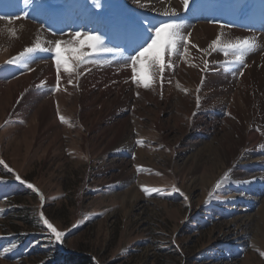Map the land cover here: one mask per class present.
<instances>
[{"label": "rangeland", "instance_id": "374dc122", "mask_svg": "<svg viewBox=\"0 0 264 264\" xmlns=\"http://www.w3.org/2000/svg\"><path fill=\"white\" fill-rule=\"evenodd\" d=\"M178 1L100 0L97 7L95 0H33L25 7L0 0V16L21 17L0 20V159L8 165L0 164V264H264V81L256 75L264 72V0H189L186 11ZM173 7L175 17L162 15ZM201 8L248 18L259 29L223 24L224 31L221 23L192 20ZM69 17L81 27L56 32L51 24ZM169 19L191 36L210 24L218 29L206 47L188 37V53L172 57L162 87L159 77L148 89L137 86L123 61L144 28ZM98 20L122 55L79 67L74 61L71 74L61 69L59 91L51 52H37L27 66L6 63L36 43L92 31ZM17 21L54 38L37 32L25 39L17 27L13 37L8 29ZM221 31L233 41L256 39L247 67L231 54L200 51ZM41 212L63 233L60 241ZM17 233L32 236L19 245Z\"/></svg>", "mask_w": 264, "mask_h": 264}, {"label": "snow or ice", "instance_id": "6c2138e0", "mask_svg": "<svg viewBox=\"0 0 264 264\" xmlns=\"http://www.w3.org/2000/svg\"><path fill=\"white\" fill-rule=\"evenodd\" d=\"M25 7L31 5L33 0H23ZM183 9L186 11L189 7V0H180ZM95 5L100 6V0H95ZM165 17H175L177 15V9L175 7L171 8L170 11L165 10L162 13ZM28 12L23 13V17L27 18ZM21 17H9L0 16V20H5L11 23L13 19H20ZM212 23L219 24V21H211ZM220 28L224 29L225 25L220 24ZM11 36H16L15 29H8ZM191 36L190 32H186L185 25L183 22L176 19L162 20L156 25H149L144 28L141 42L132 50V54L128 55L123 64L125 67H130L131 69V81L137 86H142L148 89L155 82L156 78L159 77L161 87L164 83V74L167 69H174L176 61L172 57L176 56L178 59H184L186 53H188V44L190 41L188 37ZM49 45L52 46H42L40 43H36L31 47H26L17 56L12 57L6 63L16 64L24 62L27 66V60L34 56L37 52H51L52 59L56 67V86L53 91H59L61 86V69L64 73L71 74L74 71L73 62L77 61L76 67L83 65L85 63L93 62L99 63V57L106 54L122 55V51L119 47H109L106 43V38L104 34L97 31H75L71 34V38L67 41L61 39H56L55 41H49ZM196 47V45H192ZM258 42L255 38H242L232 40L227 37V33L221 31L215 39L211 41L207 49H200V51L207 53L208 49L213 51H221L225 55H233V63L240 64L247 67L245 63V57L248 53L254 51L258 47ZM195 66V65H192ZM208 63L205 61V68H207ZM243 75V73H240ZM72 79H68V84H72ZM179 86V84L177 85ZM186 91V90H185ZM199 101V98H198ZM62 122H67L63 116H60ZM140 143V141H137ZM0 164L8 168V165L0 159ZM11 171V169H9ZM231 170H229L230 172ZM229 172L224 174L221 180L217 181L216 188H220L223 180L229 177ZM17 179H20L17 176ZM23 183V181H21ZM29 188H34L33 185L29 184ZM38 192V189H34ZM142 190L146 194L159 193L160 190L157 188L143 187ZM174 191H179L175 188ZM212 196V193H209ZM41 200L44 197L41 195ZM41 219L43 223L51 230L55 235L57 241H60L63 233L57 231V229L49 223L47 219L43 217L41 212ZM0 255H3L0 253ZM264 255V253H261Z\"/></svg>", "mask_w": 264, "mask_h": 264}, {"label": "bare ground", "instance_id": "6f19581e", "mask_svg": "<svg viewBox=\"0 0 264 264\" xmlns=\"http://www.w3.org/2000/svg\"><path fill=\"white\" fill-rule=\"evenodd\" d=\"M8 1H12V0H8ZM253 1H255L256 2V0H253ZM170 3H172V4H174L175 2L174 1H171ZM178 3H180V0L178 1ZM13 4V3H12ZM12 4H10V7L7 9L6 8V12L8 11V12H11V10H13V8L11 7V5ZM254 5H255V8H257L258 7V4H256V3H253ZM151 7H153L152 5H150ZM158 7H160V6H157V8ZM155 7H153V9H154ZM152 9V8H151ZM180 9H182V6H180ZM39 16H41V15H39ZM211 23V22H210ZM13 25H11L12 26V29L14 28L15 29V27H17V28H19V29H21V30H23L24 31V35H25V39H26V37L27 38H31L32 36H34L35 35V33H39L40 34V37H42V36H47V37H51V39H53L54 38V36L52 37V36H48V35H45L41 30H39V29H36V28H33V26L32 25H28L27 23H23V22H20V21H17L16 23H12ZM218 26V25H217ZM218 27H220V26H218ZM18 29V30H19ZM218 28L217 27H214V25H211L210 24V26H205V27H202L201 29H198V30H194L193 31V33H192V36H191V40H194V43L195 44H197V45H199L200 47H206L207 45H206V40L207 39H209V37L212 35V34H214V33H216V30H217ZM16 30V29H15ZM32 30H34V31H32ZM224 31H228L229 29H223ZM3 31V30H2ZM232 31H234V30H232ZM27 35V36H26ZM254 37H256V35L254 36ZM50 39V40H51ZM261 39V38H260ZM28 43V42H27ZM48 65H50V64H48ZM51 66V65H50ZM256 75L258 76V78H259V80L260 81H264V72L263 73H261L260 71L259 72H256ZM240 101H242V98L240 99ZM1 104V103H0ZM49 104V103H48ZM45 107H46V105H45ZM44 111H45V109H44ZM44 113V112H43ZM45 115V114H44ZM43 119V118H42ZM44 120V119H43ZM239 127V126H238ZM237 132H238V130H237ZM125 133V132H124ZM240 134V133H239ZM251 138H254V137H251ZM245 140V139H244ZM243 140V141H244ZM232 151V150H231ZM218 152V151H217ZM221 160H222V162H223V164H224V167L222 168L223 170L224 169H226V160L228 159V151H227V148L225 147V144H223V145H221ZM231 156V155H230ZM219 165V164H218ZM214 167V166H213ZM216 169V168H215ZM207 170V169H206ZM211 170V169H210ZM219 170V169H218ZM206 172H208V171H206ZM216 176H218V175H216ZM207 177V176H206ZM210 177V176H209ZM215 177V176H214ZM215 179V178H214ZM213 179V180H214ZM217 179V178H216ZM139 199V198H138ZM261 213V212H260ZM264 215V214H263ZM263 218V217H262Z\"/></svg>", "mask_w": 264, "mask_h": 264}, {"label": "trees", "instance_id": "16d2710c", "mask_svg": "<svg viewBox=\"0 0 264 264\" xmlns=\"http://www.w3.org/2000/svg\"><path fill=\"white\" fill-rule=\"evenodd\" d=\"M18 219H20V221L25 222L28 227H34L35 225H37L36 227H38V224H35V222L33 220H31L30 218H26V216L25 217L18 216ZM15 235H17V238H19V239L16 240V243L19 244V245L22 244V243H24L25 242L24 240H26L28 237H31L32 236L31 234L24 235V233H17ZM16 243L14 242L13 244H16ZM27 246H29V248H30V247L34 246V244H27ZM36 253H38V252H36V251H31L30 252L29 251L27 254H36ZM84 259L87 260L86 258H84ZM84 259L80 260L81 261V264H93V262L91 260L88 261V262H86V261L84 262L83 261Z\"/></svg>", "mask_w": 264, "mask_h": 264}]
</instances>
